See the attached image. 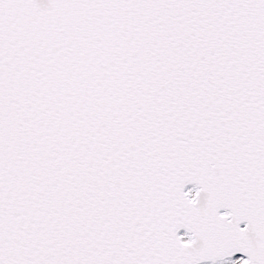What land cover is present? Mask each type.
<instances>
[{
	"label": "snow or ice",
	"instance_id": "obj_1",
	"mask_svg": "<svg viewBox=\"0 0 264 264\" xmlns=\"http://www.w3.org/2000/svg\"><path fill=\"white\" fill-rule=\"evenodd\" d=\"M0 264H264V0H0Z\"/></svg>",
	"mask_w": 264,
	"mask_h": 264
}]
</instances>
